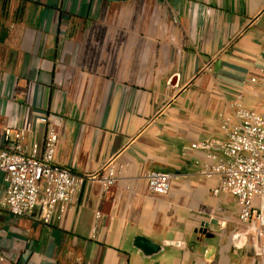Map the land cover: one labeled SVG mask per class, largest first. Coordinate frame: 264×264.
<instances>
[{"label": "crops", "instance_id": "obj_1", "mask_svg": "<svg viewBox=\"0 0 264 264\" xmlns=\"http://www.w3.org/2000/svg\"><path fill=\"white\" fill-rule=\"evenodd\" d=\"M97 1L0 0V144L11 116L28 148L56 123V162L85 179L48 225L39 208L16 221L0 210L5 264H264L233 248L247 228L237 202L201 174L222 154L236 96L248 108L261 98L250 78L264 69V0H161L159 47L153 32L144 43L102 32L90 47ZM105 167L122 172L108 189L87 179ZM149 172L174 174L167 194L149 191ZM204 223L215 238L200 247Z\"/></svg>", "mask_w": 264, "mask_h": 264}, {"label": "built area", "instance_id": "obj_2", "mask_svg": "<svg viewBox=\"0 0 264 264\" xmlns=\"http://www.w3.org/2000/svg\"><path fill=\"white\" fill-rule=\"evenodd\" d=\"M250 82L261 95L257 107L248 108L244 95L236 96L232 102L234 113L222 115L220 119L219 129L224 136L222 154L211 153L208 157L213 162L205 163L201 174L218 177L219 185L213 193L225 192L237 202L239 220L247 228L234 231L233 248L244 250L252 246L255 255L261 257L264 255V69L252 76ZM56 125L49 126L42 147L35 142L29 148L24 143L27 128L16 117L11 116L4 126L0 144V174L3 175L0 210L15 221L38 208L46 225L61 218L85 181L56 162L60 142ZM202 145L210 147L209 143ZM121 173V167H105L102 173H93L87 179L98 180L108 189L119 181ZM173 179L171 172L146 175L149 191L160 195L170 191ZM96 216L100 218L101 213L97 212ZM170 244L184 246L182 241ZM7 260L0 248V264Z\"/></svg>", "mask_w": 264, "mask_h": 264}, {"label": "rangeland", "instance_id": "obj_3", "mask_svg": "<svg viewBox=\"0 0 264 264\" xmlns=\"http://www.w3.org/2000/svg\"><path fill=\"white\" fill-rule=\"evenodd\" d=\"M96 5H100V0ZM163 6L161 0H104L102 8L99 11L95 9L93 22L87 27H82V33L86 39L89 38L88 45L95 47L96 37L102 32L122 35L127 43L134 37L144 43L153 32V43L155 45L157 42L159 47L161 40L159 36L155 37L157 36L155 25L158 27L163 21ZM152 21H157L154 29H150Z\"/></svg>", "mask_w": 264, "mask_h": 264}, {"label": "water", "instance_id": "obj_4", "mask_svg": "<svg viewBox=\"0 0 264 264\" xmlns=\"http://www.w3.org/2000/svg\"><path fill=\"white\" fill-rule=\"evenodd\" d=\"M2 36H4V35H2ZM198 232L203 234L205 236V239H206V241L203 242V243H197L198 246H200V247H205L208 241H210L211 239L215 238V234L209 229V224L208 223L202 224L201 228L198 230ZM193 240H195V239H193Z\"/></svg>", "mask_w": 264, "mask_h": 264}]
</instances>
